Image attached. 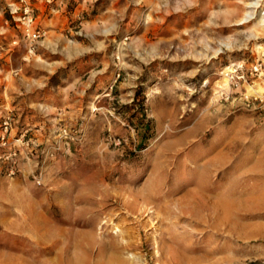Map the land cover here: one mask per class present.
<instances>
[{
  "label": "rangeland",
  "instance_id": "1",
  "mask_svg": "<svg viewBox=\"0 0 264 264\" xmlns=\"http://www.w3.org/2000/svg\"><path fill=\"white\" fill-rule=\"evenodd\" d=\"M3 138L0 264H264V0H0Z\"/></svg>",
  "mask_w": 264,
  "mask_h": 264
},
{
  "label": "built area",
  "instance_id": "2",
  "mask_svg": "<svg viewBox=\"0 0 264 264\" xmlns=\"http://www.w3.org/2000/svg\"><path fill=\"white\" fill-rule=\"evenodd\" d=\"M27 33H28V36H30V31L29 30L27 31ZM5 146H6V142L4 141V138H3L2 142H0V148L5 147Z\"/></svg>",
  "mask_w": 264,
  "mask_h": 264
},
{
  "label": "bare ground",
  "instance_id": "3",
  "mask_svg": "<svg viewBox=\"0 0 264 264\" xmlns=\"http://www.w3.org/2000/svg\"><path fill=\"white\" fill-rule=\"evenodd\" d=\"M120 232H121V230H120ZM115 254H117V253H115ZM124 257V256H123ZM132 258V257H131ZM131 258H129L130 260H131ZM119 259V258H118ZM129 259H127L128 261H129ZM119 261V260H118ZM132 261V260H131ZM137 262V261H136Z\"/></svg>",
  "mask_w": 264,
  "mask_h": 264
}]
</instances>
